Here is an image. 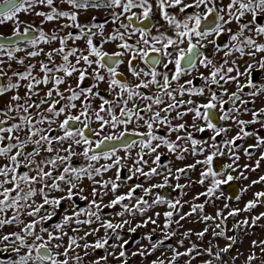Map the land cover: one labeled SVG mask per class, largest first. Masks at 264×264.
Listing matches in <instances>:
<instances>
[{"label": "snow or ice", "instance_id": "6c2138e0", "mask_svg": "<svg viewBox=\"0 0 264 264\" xmlns=\"http://www.w3.org/2000/svg\"><path fill=\"white\" fill-rule=\"evenodd\" d=\"M57 2L0 0V26L13 24L10 36L0 34V96L14 93L6 107L0 109V229L9 225L19 229L0 234V252L14 254L7 261L0 260V264H109L110 257L128 264L126 246L129 241L123 240L120 231L127 226L129 232L135 233L148 224L157 225L158 221L149 216L133 226L132 220L123 217L134 219L137 213L144 216L151 207L163 203L171 209L163 213L164 222L160 227L163 238L152 241V233L147 234L144 239L149 241L150 249L141 247L132 252V256L152 255L177 234L172 229L173 224L183 227L180 221L199 213L200 221L206 226L195 233L197 239L203 240L211 231L214 238H224L228 243L224 247L209 243L201 248L193 242L182 252L168 245L171 257H158L151 264H179L181 257H188L186 264H192L204 256L208 258L201 264H227L223 254L230 252L237 237L226 235L225 222L240 211L250 212L264 203V191L256 192L242 210L233 209L226 216L217 211L215 217L202 214L203 203H193L188 213H177L178 206L182 207L180 200L165 201L156 195L149 202L145 197L153 189L168 186L170 176L179 181L197 165L204 166L197 183L203 185L211 178L210 186L199 195L212 197L222 185L248 178L243 171L236 176L233 172L241 168L256 171L264 160L262 152L255 166L240 165L241 157L237 154L240 148L237 141L250 136L255 137L256 143L242 149L245 156L251 158L253 149L264 148V137L247 130L249 125L256 124L264 128V107L249 108L256 98L264 95V43L259 42L264 40V23L260 22L264 19V0H227V3L224 0H59L68 10L57 7ZM41 7L48 11L36 10ZM102 8L111 9V22L118 24L107 35V21L79 23L82 10ZM21 13H34L42 18L41 26L20 20ZM157 17L156 22L151 23ZM61 20L68 23L60 24L50 33L42 26ZM160 21L167 25L163 31ZM137 23L144 26L138 27ZM233 24L235 29L231 27ZM64 29H78V32L59 35ZM225 35L227 42L217 43ZM97 37L99 43L95 42ZM133 37L138 38L133 40ZM80 40L86 44L83 50L75 46ZM69 41L73 46H68ZM21 43L33 50L20 47ZM53 43L59 46L47 52L39 47ZM106 44H114L115 50H104ZM209 45L214 47L215 53H223L221 62L205 54L203 50ZM20 52H26L27 58L46 56V61L38 62L39 74H34L37 65H25V59L17 55ZM245 56L250 59L241 70L238 60ZM13 61L24 65L25 71H12L9 75ZM5 64L7 70L3 67ZM121 66L133 81L125 76ZM200 68L207 72L199 71ZM253 73L262 74V82H255ZM197 77L203 84H194ZM5 78L7 83H4ZM73 78L74 85L69 83ZM89 79L94 83L85 87ZM102 83L113 99L101 94ZM230 85H235L234 91H229ZM22 87L24 95H20ZM245 89L251 91L245 92ZM245 96L250 99H244ZM94 100L100 101L96 107H93ZM138 100L140 103H136ZM242 114L250 115L251 119H242ZM189 115L191 124L184 119ZM217 120L235 125L236 135L218 142L217 138L227 136L232 128L218 126ZM93 123L98 127L93 128ZM141 128L145 131H140ZM163 128L167 129L166 134L159 135L158 131ZM189 129L213 134L208 141H199ZM173 134L175 139L171 138ZM129 136L139 139L128 140ZM134 147L140 151L127 168L129 175L122 177L125 167L122 161L131 159ZM161 148L175 154L177 160H183L188 153L204 158L173 170L161 163ZM121 149L125 152L123 157L118 155ZM226 151L232 162L224 166V171H214V158L225 155ZM152 156L151 163L155 167L145 171L142 165H148L146 157ZM75 157H83L85 163L74 166ZM102 160L105 163H101ZM160 168L168 172L163 176V183L149 187L141 183L128 184L138 176L150 180L162 175ZM112 169L116 170L114 178L104 179ZM84 180L91 183L87 195ZM260 183H264V176L252 181L253 185ZM123 186L127 191L121 193L119 189ZM175 187L183 189L187 185L177 183ZM137 189L144 195L135 198L133 203ZM110 194L112 198L105 203L104 198ZM199 195L194 200L199 199ZM77 200L85 201L86 206L80 207ZM64 203L69 204V209L63 212L59 222L46 227ZM117 206L121 211L115 216L121 217V221L113 223L105 219L104 210ZM174 214H179V220L173 219ZM262 218L264 212L251 221L237 222L231 231L255 226ZM214 220L219 221L214 227L207 225ZM102 230L103 236L99 235ZM156 230L154 227L152 232ZM182 235L184 239L177 242L180 247L184 240L190 239L192 231L187 230ZM89 237L96 239L90 241ZM113 237L122 242L110 243ZM251 243L264 253V240ZM97 250H104L105 254L86 261L85 258ZM238 258L239 255L233 257V262ZM255 260V254H251L246 264Z\"/></svg>", "mask_w": 264, "mask_h": 264}, {"label": "rangeland", "instance_id": "374dc122", "mask_svg": "<svg viewBox=\"0 0 264 264\" xmlns=\"http://www.w3.org/2000/svg\"><path fill=\"white\" fill-rule=\"evenodd\" d=\"M264 151V148H256L253 150V155L251 158L245 156L243 154V151L240 149L237 150V154L240 155L241 159L239 161L240 165L249 164L252 166H255V162L257 159H259L261 153ZM175 154H172L174 156ZM190 155V154H189ZM187 156L183 160H177L176 157H174V160L170 162L169 166L172 167L173 170L176 168H181L182 164L189 165L193 162V157ZM160 171H163V168H160ZM239 171H243L244 174L248 177L247 179H237L239 186L241 188V195L239 199L229 202L225 198H217L219 197V193L217 192L214 194V197H205L202 195H199L200 193H203V190L205 186H201L198 181V174L196 171H193L190 177L188 176H181V179L179 181H176L171 176L169 177V183L172 185H176L177 183L187 185V187L180 189V192L178 196H176L174 199H172V202H175L176 200H180L182 207L178 206V209L175 210L177 213H188L191 210V205L193 203H203L205 204L204 212L202 214L209 215L215 217L217 211H221L225 216L227 213L233 209H240L242 210L245 206V204L254 199V194L256 192L264 191V183L253 185L252 181L259 179L260 176H264V160L260 162L259 168L256 169V171H250L246 169H239L238 172H233L232 175L236 176L239 174ZM174 174V173H173ZM168 175L167 170L165 169L162 172V175L154 176L149 181L145 182V185H151L156 183L163 182V176ZM191 182V183H190ZM88 181L83 182V186L86 189L85 194L87 195L89 191L91 190V186H88ZM243 189H247L246 191H242ZM53 195H60V193H53ZM199 195V199L194 200V197H197ZM112 196H107L104 198V202L107 203ZM39 200V198H37ZM155 197H151L149 199V202L154 200ZM134 203V202H133ZM227 204L229 207L225 208L224 205ZM69 209V204L64 203L62 207L58 210L57 215L59 218L63 214L65 210ZM167 207V203L154 205L149 209V211L144 215L141 216L139 213L136 214L135 218L125 216L123 219H129L132 220L133 226L136 223H141L143 220L147 219L149 216L153 217L154 219H157L158 224L152 225L148 224L146 227L138 228L135 233L139 235L138 241H135L131 246L126 247L127 253H126V259L128 260V264H151L153 260H156L158 257L160 258H166L171 257L172 253L168 249V245H171L172 247H177L179 251H184L186 248L190 247L191 244L194 242L198 244L201 248H204L208 246L209 243H211L213 246L219 245V247H224L228 241L224 238H214L211 231L206 234L203 240H198L195 233L203 230V228L206 226L204 222L200 221V215L199 213H194L191 216L186 217L184 220L180 221V223L183 225V227L178 228L177 225L173 224L172 229L176 231V235L173 236L170 240L165 241V246L155 251L150 256H132L131 253L137 251L141 247L145 249H150L149 241L144 239V237L152 233V241H158L163 238V234L160 231V227L162 226L164 222L163 213L165 211H170ZM121 211V208L117 206L114 209H105L104 210V218L112 220L113 223H118L121 221V217L115 216L116 212ZM264 212V203L258 204L256 208L252 209L250 212H244L240 211L238 215L235 217H229L227 221L225 222V229H226V235L232 236L235 235L237 237V242L234 244L233 248L230 250V252L223 254L224 261L227 262V264H246V258L247 256L251 254H255L256 260L252 262V264H264V253L261 252L259 247L253 248L252 247V241H260L264 240V218L257 221L255 226H245L243 228L236 229L235 231H231L233 228V225L236 224L239 221H242L244 219H248L251 221V218L254 216L259 215L260 213ZM160 213L161 215L159 217H156L154 214ZM9 215H11V212H9ZM25 219L27 217L25 216ZM174 220H179V214H174L173 216ZM60 221V219H59ZM218 220L214 221H208L207 225L214 227L215 223H218ZM46 227H50L51 225H45ZM95 226V225H94ZM156 228L157 230L155 233L152 232L153 228ZM191 230L192 235L190 239L184 240L183 247H180L178 245V241L183 238V232ZM12 231H19L18 227L15 225H9L5 226L3 229H0V234L12 232ZM83 233H81L82 235ZM131 232L127 230V226L125 229L120 231V235L122 236L123 240H128L131 237ZM101 236H103V230L100 232ZM96 237H89L90 241L95 240ZM122 241H116L113 237L110 240V243H120ZM112 249H109L111 251ZM23 251V250H22ZM79 251V250H78ZM104 250H97L95 253H91L89 257L85 258L86 261L89 259H92L96 256L104 255ZM0 255H5L7 261L10 259L14 254L11 252H0ZM239 255V258L236 259L234 262L232 260L233 257ZM208 257H198L195 261L192 262V264H201L202 260L207 259ZM188 260V257H181L179 260V264H186V261ZM109 264H121V261L119 260H112L111 257L109 258ZM222 264V262H221Z\"/></svg>", "mask_w": 264, "mask_h": 264}, {"label": "flooded vegetation", "instance_id": "af4514ba", "mask_svg": "<svg viewBox=\"0 0 264 264\" xmlns=\"http://www.w3.org/2000/svg\"><path fill=\"white\" fill-rule=\"evenodd\" d=\"M224 2L227 3V0H224ZM57 7H59L62 10H68V6L66 4L60 3L59 0L57 2ZM36 10L37 11H48V9L43 8V7L37 8ZM116 11H120V10L119 9H116ZM111 12H112L111 9H103V8L102 9L82 10L80 12V14H79V23H81L83 25H87V24H90V23H93V22H95V23H104L105 21H107L106 26H105V35H107V34L111 33L116 27H118V24H113L111 22V20H112ZM93 17H95V21H93ZM19 19L22 20V21H25L27 23H32V24H34L37 27L41 26V23L40 22H41V19L42 18L35 16L34 13H21L19 15ZM156 19H158V17L155 18L151 23H155L156 22ZM260 22L261 23H264V19H261ZM65 23H68V21L61 20L59 22H48V23L43 24L42 26H43V28H44V30L46 32H49L50 33L53 30L57 29L60 24H65ZM125 23H127V21H125ZM160 24L164 25V22L163 21H160ZM136 26L142 27L144 25H141V24L137 23ZM231 27L233 29H235L236 28V25L233 24V25H231ZM166 28H167V25H164V28H162L161 30L163 31ZM12 29H13L12 22H8L5 25L0 26V34H2L5 37L10 36L12 34ZM68 31H71V32H73L75 34V33L78 32V29H64L62 32H59L58 34L59 35H64ZM153 34H155V32H153ZM169 34H171V32H169ZM32 35H36V33H32ZM137 38L138 37H133V40H135ZM227 40H228V37H227V35H225V36L220 37L217 40V43L223 44V43H226ZM95 42L96 43H99L100 42V38L97 37ZM259 42L264 43V40H260ZM19 46L20 47H26L28 51L33 50V49H31L30 46H27V45H25L23 43H21ZM58 46H59L58 43H53L51 45H43L42 44L39 47H42L45 50V52H47V51L51 50V48L58 47ZM68 46L69 47L73 46L72 41H69L68 42ZM75 46H77L78 48H80L81 50H83L86 47V44H85V41L84 40H80V41H77L76 42ZM104 50L111 52V51L115 50V45L114 44H106V45H104ZM203 51L205 52L206 55H208L210 58L214 59L217 62H221L222 59H223V53H218V54L215 53L214 47L212 45H209ZM17 55L19 57L25 59V65H27V64L37 65L36 69H34V74H39L38 62L39 61H46V56H44V55H41V56L35 57V58H27L26 52H20V53H17ZM235 58L236 57H233V59H235ZM4 59L6 60V57H4ZM249 59H250L249 57L245 56V57H243V58H241V59L238 60V63L240 65L241 70H243L246 61H248ZM60 62H61L60 59L57 58V63H60ZM140 66L143 67L142 64H140ZM3 67H5V69L7 70V64H5ZM121 70L124 71L125 76L130 81H133L134 80V78L131 77L127 73V71L124 68V66H121ZM12 71H20V72H23V71H25V66L24 65L17 64V63H15L13 61V62H11V71H9V75H11V72ZM199 71L205 72V73L207 72V70L204 69V68H200ZM253 77H254L255 82H257V83L262 82V74H260V73H253ZM188 78H191V77H188ZM4 83H7V79L6 78L4 80ZM69 83H71V84L74 85L75 84V78L71 79L69 81ZM92 83H94V81H92L91 79H89V80L85 81V85L84 86L87 87V86L91 85ZM194 84L196 86H199V85L203 84V81L200 80L197 77L196 79H194ZM49 87H50V85H49ZM106 87H107L106 84H103V83L100 84L99 91L101 92L102 95H104L106 98H108V99L111 100V99H113V97L112 96H109L108 93L105 91ZM62 88H63V86H62ZM234 90H235V85H230L229 86V91H234ZM19 91H20V95H24L25 89L23 87ZM153 91H154V89H153ZM248 91H251V89H245V92H248ZM12 94H14V93L9 92V93H7L4 96H0V109H3V108L6 107V105L8 104V102H9L10 97H11ZM42 95H43V92H41V96ZM187 98L188 97H185V99H187ZM34 99H39V97H35ZM198 99L202 100L203 98H198ZM244 99H250V98L248 96H245ZM99 103H100L99 100H94L93 101V107L98 106ZM136 103H140V101L138 100V101H136ZM141 106H143V105H141ZM252 107H255V108L264 107V95L259 96L258 98H256V102H255L254 105H249V108H252ZM173 115H175V113H173ZM241 118L242 119H245V120H249V119H251V116L250 115H247V114H242L241 115ZM184 119L189 124H191V115L185 117ZM180 122H183V121H173V123H180ZM216 123L218 124V126H231V128H232V130L227 133V136L218 137L217 138V141L218 142L223 141L226 138H231L232 136L236 135V133L238 131V128L235 125H230V122H225V121H219V120H217ZM53 127H55V125H53ZM92 127L93 128H97L98 127V124L93 123L92 124ZM189 130L190 131H193L194 138L197 139V140H199V141H208L209 140V137L213 134L211 131H206V132L200 133V132H196V131H194L192 129H189ZM247 130L248 131H251V132H256L261 137H264V128H262L261 125H259V124L249 125ZM109 131H111V130H109ZM117 131H119V129H117ZM140 131H145V129L141 128ZM166 132H167V129L166 128H163V129H160L158 131V134L159 135H165ZM181 134L183 135V133H181ZM171 138L172 139H175V134H173ZM127 139L128 140H138L139 137L129 136V137H127ZM255 143H256V140H255V137L254 136H250L248 138H245L244 140L237 141V144L240 145V148H238L239 150L240 149L242 150L243 148L247 147L248 145H252V144H255ZM79 150L80 149H78V151ZM139 151H140V149L138 147H134L131 150V159L130 160H127V161H122V163L125 164V167L121 171L122 177H127L129 175V173L127 171V168L132 166V160H135L136 159V153L139 152ZM160 152L163 153V155L161 156V163L163 165H169L170 162L174 160V157H176V155L172 156V153H168V151H167L166 148H161L160 149ZM118 155H120L121 157H123L125 155V152L122 149L121 150H118ZM186 155L187 156L189 155L190 157H193V162L191 164H194L196 162V160H198V159H203L204 158L201 155H195V156H193L191 153L185 154L184 158L187 157ZM205 155H207V152L205 153ZM146 159L148 160V165H142V167L144 168L145 171H148L149 167H155V165H153L151 163L152 159H154V156H152V157H146ZM231 162L232 161L229 158V155L227 154V151H226V154L225 155H223V156H217L216 158H214V161H213V169H214V171L222 172V171H224V166L226 164H228V163H231ZM84 163H85V160H84L83 157H75L74 160H73L74 166H80V165H82ZM101 163H105V161L102 160ZM185 166L186 165L182 164V167H185ZM203 169H204V166L197 165V167L195 169H189L186 176L190 177V175L192 174V172L193 171H196L197 174H198V180H199L200 179V172ZM164 170H165V168H163V171ZM115 171H116L115 169H112L111 171H109L108 173H106L104 175V179L114 178ZM159 171H160V169H159ZM163 171H160V172L162 173ZM182 176H184V175H182ZM147 181H149V180L145 179L144 177H139L138 176L137 178H135V179H133L131 181H128V184L134 185V184H137V183H141L145 187H149L150 185H145L144 184ZM210 181H211V178H209L208 180H206L203 185L200 184L201 186H205L203 192H205L206 189H207V187L210 186ZM233 181L236 183V186L239 189L238 195H236L235 197L233 196L234 189H233V184H231L232 183V181H231L228 184L222 185L221 188L219 190H217V192H220L219 195H218L219 198H222V199L225 198L227 201L233 202V201L237 200L236 199L237 196L240 197V195H241V188L239 186V183H238L237 179L236 180H233ZM88 183H89L88 186H91V183L89 181H88ZM161 183H163V182H161ZM162 190H164L165 192H168V193H170V190H173V191H175L174 192L175 195L172 198H170V199H165L164 198L165 197V194H163L161 196V191ZM125 191H127V187L126 186H123V187H121L119 189V192H121V193H123ZM179 192H180V189H177L174 185H172L171 183H169L168 186L164 187V189H159V188L158 189H153L152 193L149 196L145 197V199L149 200L151 197H156V195H160L165 201H171L176 196H178ZM143 195H144L143 192L141 190L137 189L136 193L134 194V200H133V202H135V198L141 197ZM109 196H111V194ZM212 197H214V196H212ZM231 197H233V198H231ZM76 202H77V204L80 205V207H85L86 206V202L85 201L77 200ZM59 219H60L59 216L56 215L55 217H53V220L50 221L47 225L55 224V223L59 222ZM138 239H139V235L137 233H132L131 234V237L129 239V243H128V245L126 247L131 246L135 241H138ZM5 259H6V256L5 255H0V260H4L5 261Z\"/></svg>", "mask_w": 264, "mask_h": 264}, {"label": "water", "instance_id": "95a60500", "mask_svg": "<svg viewBox=\"0 0 264 264\" xmlns=\"http://www.w3.org/2000/svg\"><path fill=\"white\" fill-rule=\"evenodd\" d=\"M231 184H233V189H234L233 196L235 197L236 195H238V193H239V189L237 188L236 183H235L234 181H232ZM162 189H164V188H162ZM174 192H175V191L170 190V193H168V192H165L164 190H162V191H161V196H162L163 194H165V197H164V198H165V199H170V198H172V197L175 195ZM231 198H233V197H231Z\"/></svg>", "mask_w": 264, "mask_h": 264}]
</instances>
